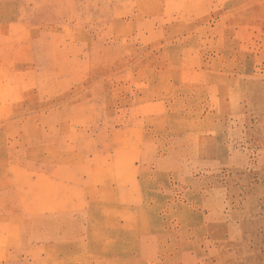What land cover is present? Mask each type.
<instances>
[{"label":"rangeland","instance_id":"374dc122","mask_svg":"<svg viewBox=\"0 0 264 264\" xmlns=\"http://www.w3.org/2000/svg\"><path fill=\"white\" fill-rule=\"evenodd\" d=\"M0 264H264V0H0Z\"/></svg>","mask_w":264,"mask_h":264}]
</instances>
